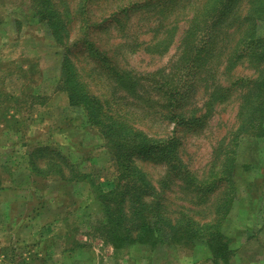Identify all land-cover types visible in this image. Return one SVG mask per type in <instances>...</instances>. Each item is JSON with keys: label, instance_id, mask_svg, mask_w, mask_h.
Segmentation results:
<instances>
[{"label": "trees", "instance_id": "trees-1", "mask_svg": "<svg viewBox=\"0 0 264 264\" xmlns=\"http://www.w3.org/2000/svg\"><path fill=\"white\" fill-rule=\"evenodd\" d=\"M28 1L30 17L46 23L59 46L70 48L65 18L54 0ZM163 1L146 0L145 3L158 7L157 18L149 28L161 32V41H156L154 46L168 49L181 31L178 49L182 48V52L169 71L159 70L145 76L132 73L112 64L113 57L107 50L84 38L90 54H96V59L106 68L112 83L111 96L103 100L94 93L68 53L61 61L60 88L67 93L71 106L83 108L88 124L99 131L118 159L120 174L116 187L108 192L98 189L104 210L102 233L111 247L122 249L140 244L176 248L201 240L210 250L215 264H230L235 251L222 227L237 201L239 188L234 175L240 142L246 135L264 137V38L257 35L258 21L264 20V0H188L178 8L174 2L163 5ZM89 2L83 0V17L88 16ZM126 11L124 9V13ZM120 13L114 11L112 14ZM83 19L84 23L89 21L87 17ZM183 23L186 26L182 30ZM211 58L215 59L214 65L208 68ZM242 67L254 73L237 76V70ZM205 72L210 78L203 75ZM143 79L147 80V85L142 83ZM236 91L240 99L237 124L218 142L209 167L201 176L189 169L179 156V142L175 136L153 137L136 127L123 112L134 107L141 109L142 115L143 112L156 114L169 122L202 129L207 125L211 102L229 99ZM202 93L199 105L197 99ZM1 95L3 97L0 92ZM207 95L208 98L203 99ZM126 97H130L134 105L129 106ZM48 154L52 156L45 159ZM136 154H152L167 162L169 176L176 175L187 188L192 186L190 193L195 194L199 204L207 202L218 191L212 217L198 220L185 207L177 218L166 214L159 200L160 193L134 161ZM64 155L57 148L36 146L30 153L31 165L37 176L52 174L69 181L90 182L78 171L75 174L65 171L59 163L65 159ZM250 167L244 164L246 170ZM67 224L71 227L69 217ZM70 231L74 233L71 228ZM75 236L74 233L73 240H70L71 235L65 236L69 251L87 245L76 242Z\"/></svg>", "mask_w": 264, "mask_h": 264}, {"label": "rangeland", "instance_id": "rangeland-1", "mask_svg": "<svg viewBox=\"0 0 264 264\" xmlns=\"http://www.w3.org/2000/svg\"><path fill=\"white\" fill-rule=\"evenodd\" d=\"M54 2L63 13L69 31L70 48L68 49L56 43L46 23L37 22L30 17L31 7L28 0H0V19L5 20L4 31H14V36L10 34L14 40L12 43L6 42L2 53L6 58L13 53V58L16 59L13 64L3 61L1 75L6 78L8 73L10 74L7 69H13L14 75L22 81V91L20 96L15 97V103L13 104V99L7 95L3 97L1 95L0 107L3 112L8 111L9 108L10 111H16L13 114L19 120L12 118L9 125L18 131V135H26L36 141L29 143L32 144L31 146L47 143L63 151L66 160L59 163L64 166L65 171L69 173L71 170L74 174L78 171V174H83L91 182L68 189L61 188L55 181L52 184L53 194L57 192L63 198L68 204V210L73 213L80 209L77 213L80 225L74 227L72 225L75 224L74 219L72 221L70 218L69 224L76 235V242H84L83 244L87 245L76 252L75 261L70 259V264H115L112 256L113 248L102 233L104 210L102 200L98 197V189L108 192L116 187L120 174L118 159L99 131L88 124L83 108L69 104L67 93L61 90L59 84L61 61L63 55L68 53L82 78L88 82L90 89L105 100L111 96L112 83L109 81L103 62L96 59V54L94 56L90 54L88 43L84 38L107 50L111 58L113 57L112 64L145 76L159 70H170L182 52V48L178 49L181 31L168 49L154 46V43L161 39V32L157 28L152 31L149 28L157 18L158 7L153 3H145L146 0H90L88 16H84L89 18L86 23L81 14L83 0H54ZM171 2H174L175 8H178L188 3V0H164L162 3L168 5ZM124 9L127 10L125 13ZM114 11L121 12V15L112 14ZM120 16L124 18L118 19ZM185 26L183 23L182 30ZM10 27L11 30L8 29ZM257 35L264 38V20L258 21ZM152 38L155 39L150 43ZM4 39L10 40L6 37ZM232 42L235 43V38ZM23 54H30L29 62ZM210 60L212 58L208 63ZM214 61L215 59L207 65L208 68L214 65ZM253 73V70L242 67L236 74L244 77ZM203 75L210 78L208 72ZM142 83L147 85V80L143 79ZM238 94L239 92L236 91L229 99L226 97L222 102L219 99L211 102L210 116L207 125L202 129L194 130L183 124L169 122L156 114L143 112L142 115V110L134 107L133 110L126 109L123 112L127 114L130 122H134L136 127L153 137L175 136L179 142V156L189 169L201 176L207 171L218 142L237 124L236 113L240 103ZM203 95L202 93L198 96L199 105L202 103ZM205 98H208V95L203 99ZM125 100L128 101L129 106L134 105L130 97H126ZM42 102L48 103L46 107L40 106ZM44 118L46 121L43 120ZM8 133L3 131L0 140L19 144L18 136L16 138V135ZM20 152L24 153V149ZM49 156L52 155L48 154L45 159ZM134 161L143 169L151 184L160 193L159 200L166 214L177 218L180 212L190 209L189 213L198 220L206 221L212 217L218 191L211 195L207 202L199 204L195 194L190 193L192 186L187 188L176 175L169 176L170 167L164 160L152 154L148 156L136 154ZM244 164H250V169L246 170ZM237 166L240 168L235 172L234 178L237 186L239 184L236 194L238 204L232 210L233 215L224 221L222 227V231L233 238H230V242L234 249L239 244L242 248L241 244L245 239L251 233L257 235L259 228L264 226V182L261 186L263 199L258 213L249 212L250 203L247 200L249 191L246 190L250 180L259 178L257 173L264 176V137L256 138L253 135L242 137ZM38 177L40 178L36 179V192L43 193L46 185L41 176ZM70 193L76 194V202L68 197ZM88 202L91 204V210L85 211L84 207L86 209ZM76 203L78 206L75 205ZM259 241V247L252 246L253 248L241 250V256L246 258L249 264H264V232ZM205 247V243L201 240H196L187 247L176 248L140 245L133 247L130 254H133L136 261L142 259L144 262L142 264L167 262L176 264L178 258L181 264H213L204 251ZM247 255L251 259L245 257ZM122 257L124 255L116 258ZM231 262L248 264L244 259L240 263L236 254Z\"/></svg>", "mask_w": 264, "mask_h": 264}, {"label": "crops", "instance_id": "crops-1", "mask_svg": "<svg viewBox=\"0 0 264 264\" xmlns=\"http://www.w3.org/2000/svg\"><path fill=\"white\" fill-rule=\"evenodd\" d=\"M4 22L5 20L0 19V92L13 99L14 104L15 97L20 96V92L22 91V81H20L18 76L14 75L13 69H7L10 74L8 73L6 78L1 75V64L3 61L10 64L16 61L13 58V53H10L7 58L2 53V48L6 42L12 43L14 40L10 36V34L14 36V31H4ZM8 29L11 30V27ZM5 37L10 38V40L6 41ZM19 54L21 55V53ZM19 54L17 57H19ZM23 55L29 62L30 54ZM47 104V102L42 103L40 106L46 107ZM0 106H2L1 102ZM13 113H16V111H10L9 108L8 111L3 112L2 107H0V138H2L3 131L6 133L8 131V134L16 135V138L18 136L19 142L16 145V143H5L0 140V264H70V259L75 261L74 255L78 250L84 249V247H75L73 251L68 250L65 236L71 235L70 240H73L74 233L70 231L67 217L72 221L74 219L76 226L80 225L77 214L80 209L73 211V213L70 212L67 207L68 204L63 201V198L57 192L53 194L52 184L55 181L61 188L68 189L69 187L82 185L89 181H69L60 176L50 174L46 177H41L46 185L45 192L37 193L35 188L36 179L40 177L33 170L30 157L31 151L36 146L33 147L31 146L32 144H29L36 143V141H33L32 138L26 135H18V131L9 125L10 119H18ZM43 120L46 121V118ZM38 146L55 148L47 143ZM22 149H24V153L20 152ZM61 152L65 154L63 151ZM239 168L237 166L236 172L239 171ZM249 173L251 172L249 171ZM257 175L259 178H255L253 181L250 180L246 185V190L249 191L247 200L250 206H248V209L251 214L258 213L263 199L261 186L264 182V176L258 173ZM74 193H70L68 197H71L76 202L77 196ZM237 204L238 201L234 205L235 208ZM75 205L78 206L77 203ZM90 206L91 204L88 202L84 210L90 211ZM233 213L232 211L230 217ZM245 232L248 231L245 230ZM263 232L264 226H261L257 235L251 233L245 239V242L241 244L243 245L242 248H240V244L236 249L233 248L235 253L232 258L236 254L240 263L242 259L248 263L249 261L241 256V250L253 248L252 246L259 247V238ZM224 234L226 233L224 232ZM226 235L232 238L230 235ZM138 246L140 244H133L122 249L112 247V256L114 257L115 264L144 263L142 259L134 260L133 254H130V251L134 249L133 247ZM204 251L208 254V259L215 264L207 246ZM122 255L124 257L116 258ZM245 257L251 259L249 255ZM180 261V258H178L175 262L176 264H181ZM231 261L230 264L233 263Z\"/></svg>", "mask_w": 264, "mask_h": 264}]
</instances>
